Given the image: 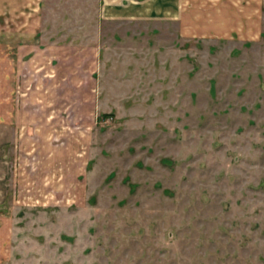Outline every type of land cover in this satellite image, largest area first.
<instances>
[{"label": "rangeland", "instance_id": "374dc122", "mask_svg": "<svg viewBox=\"0 0 264 264\" xmlns=\"http://www.w3.org/2000/svg\"><path fill=\"white\" fill-rule=\"evenodd\" d=\"M99 2L50 0L0 100V264H264V22L183 37Z\"/></svg>", "mask_w": 264, "mask_h": 264}, {"label": "crops", "instance_id": "0c3cea01", "mask_svg": "<svg viewBox=\"0 0 264 264\" xmlns=\"http://www.w3.org/2000/svg\"><path fill=\"white\" fill-rule=\"evenodd\" d=\"M49 1L0 0V100H12L13 81L20 87L26 58H39L31 41L41 26L35 29L30 22H59ZM93 10L101 22H172L183 37L228 34L255 39L264 22V0H100L87 8V22Z\"/></svg>", "mask_w": 264, "mask_h": 264}]
</instances>
